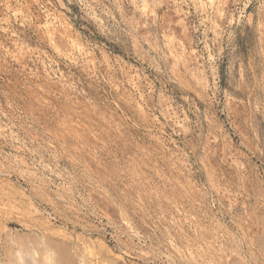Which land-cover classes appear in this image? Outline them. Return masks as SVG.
Instances as JSON below:
<instances>
[{"label":"rangeland","instance_id":"1","mask_svg":"<svg viewBox=\"0 0 264 264\" xmlns=\"http://www.w3.org/2000/svg\"><path fill=\"white\" fill-rule=\"evenodd\" d=\"M0 232L264 264V0H0Z\"/></svg>","mask_w":264,"mask_h":264},{"label":"bare ground","instance_id":"2","mask_svg":"<svg viewBox=\"0 0 264 264\" xmlns=\"http://www.w3.org/2000/svg\"><path fill=\"white\" fill-rule=\"evenodd\" d=\"M220 0H218L219 2ZM184 25V24H183ZM50 189V188H49ZM40 190V189H39ZM8 194V193H7ZM53 195V194H51ZM56 195V194H55ZM57 196V195H56ZM5 199V198H4ZM50 200V199H49ZM60 200V199H59ZM52 201V200H50ZM65 201V200H64ZM77 201V199H76ZM18 203V202H17ZM38 204V203H37ZM28 205V204H27ZM17 206H15L16 208ZM88 207V206H87ZM66 208V207H64ZM7 209V207H6ZM74 209V208H73ZM72 209V210H73ZM54 210V209H53ZM15 211V209H14ZM86 211V210H85ZM44 212V211H43ZM69 212V211H68ZM88 212V211H86ZM28 213V212H27ZM12 213H10L11 215ZM18 214V213H17ZM22 215V214H21ZM28 215V214H27ZM31 215V214H30ZM43 215V214H42ZM33 216V215H32ZM52 216V215H51ZM63 216V215H62ZM77 217V216H76ZM38 220V219H37ZM82 223V222H81ZM3 232V231H2ZM53 232V231H52ZM89 232V231H87ZM1 233V232H0ZM71 236V234H70ZM9 238V237H8ZM60 239V238H59ZM79 239V238H78ZM5 241V240H2ZM78 241V240H77ZM17 250L8 264H74L68 252V246L62 241L43 235L41 239L29 238L16 240ZM6 243V242H5ZM101 245V244H100ZM9 246V245H8ZM35 248V257L30 248ZM9 248V247H8ZM6 249V248H5ZM12 248H10L11 250ZM13 250V249H12ZM101 251V250H100ZM107 251V250H106ZM8 252V251H7ZM78 252V251H77ZM75 252V253H77ZM36 253V252H35ZM80 253V252H79ZM103 253V252H102ZM76 255V254H75ZM78 256V255H77ZM5 257V256H4ZM9 257V256H8ZM96 257V256H95ZM5 259V258H4ZM76 259V258H75ZM94 259V258H93ZM81 260V259H80ZM92 261V260H91ZM72 262V263H71ZM85 262V261H84ZM76 264V263H75ZM81 264V263H80Z\"/></svg>","mask_w":264,"mask_h":264}]
</instances>
